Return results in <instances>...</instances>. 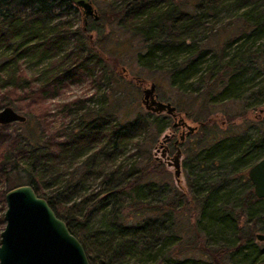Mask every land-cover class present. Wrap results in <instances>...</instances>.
<instances>
[{
    "label": "trees",
    "instance_id": "obj_1",
    "mask_svg": "<svg viewBox=\"0 0 264 264\" xmlns=\"http://www.w3.org/2000/svg\"><path fill=\"white\" fill-rule=\"evenodd\" d=\"M115 1L109 15L100 11L79 26L80 10L66 0H0V107L14 104L34 118L32 126L19 123L24 132L0 137V230L5 191L28 184L89 264H264V241L254 237L264 234V198L246 175L264 155V117L248 115L256 107L264 114V0H188L192 11L174 0ZM111 22L138 41L139 65L166 78L179 94L170 99L174 108L195 122V137L178 144L184 189L143 149L148 132L166 124L154 114L128 117L116 106L94 110L75 100L67 102L72 123L50 126L43 103L68 83L99 67L92 85H111L96 49L81 40ZM256 42L263 49L252 48ZM22 57L49 59L41 82L25 74ZM119 87L109 89L124 97ZM229 102L240 109L214 123L217 106ZM140 134L133 159L112 165ZM66 162L74 166L65 170ZM95 177L97 189L87 192Z\"/></svg>",
    "mask_w": 264,
    "mask_h": 264
},
{
    "label": "rangeland",
    "instance_id": "obj_2",
    "mask_svg": "<svg viewBox=\"0 0 264 264\" xmlns=\"http://www.w3.org/2000/svg\"><path fill=\"white\" fill-rule=\"evenodd\" d=\"M183 4L182 8L186 11H192V4L188 3V0H174ZM187 1V2H185ZM92 7L95 9L96 14L104 12L109 15V11H111V7L117 5V1L115 0H90ZM223 12V11H222ZM224 14V13H223ZM105 15V14H104ZM83 23L82 16L80 13L78 14V21H75L76 25H81ZM81 40L85 39L86 44L94 47L98 52L99 60L97 59V66H102L103 71L106 73L107 77L111 79V85L109 83L103 85L97 84V86L92 85L91 79L98 72L99 67H94L92 71V75H86L79 81H74L68 83L65 87L61 89V91L55 95L54 97L46 100L43 104L45 105V109L47 112V119L50 121V126L52 130L58 128L60 126L69 125L72 123L73 115L70 111L69 105L67 102H72L75 100H79L83 102L88 107H92L94 110H99L101 107H105L108 105L109 111L115 106L120 109L126 110L128 117H134L139 113L154 114L158 120V122H166L164 128L159 132V134L154 131L148 132V136L145 138L143 145V149L147 150L153 157H156L158 161L161 162L164 169L168 172V180L172 183L176 188L184 189L185 187V155L184 148L179 146V150L181 151L180 157L178 159L179 164V174L178 181L175 182L173 177L174 168L172 166V157L175 153L174 149H170L169 152L165 153V144L164 140H162V135L166 134L171 138L170 140H175L179 136V132L181 130H185L181 127L172 128V123L175 122L178 118H182V120L189 126H194L195 122L190 116H186V114L180 108H174V117L165 111L153 112L150 110H146L143 105L142 100V90L149 86L150 83L154 84V99L160 102H168L170 105L174 106V104L170 101L171 98H176L179 94L172 88H170L168 81L164 78L160 72L157 71H148L137 62L138 55V47L139 43L136 39H131L130 34L120 27H118L116 22H111L106 24L104 29L100 32L92 31V32H83ZM104 42L100 41L103 36H106ZM258 42H256L252 48H256L255 50L263 49L262 46L256 47ZM49 59H45L43 61L37 62L34 57H22L19 58L18 62L20 67L25 71V74L29 77L33 78V82L38 84L43 79L42 70L47 66ZM123 86L124 97L122 95L118 96L112 91H110L109 87L112 89H118ZM107 87V88H106ZM102 102V104H101ZM100 105H99V104ZM66 104V105H64ZM121 108H120V106ZM21 107L23 105H20ZM112 106V107H111ZM12 109L17 111L18 113L25 116L26 121H28L27 126H32L34 124V118L32 115L28 114L26 111L21 110L20 108H16L13 104L11 105ZM1 108V107H0ZM261 107H256L253 111L249 112L248 115H260L264 117V114L258 112ZM240 109V105L236 102H229L226 104H221L217 106L215 112L213 113V122L218 123L220 119H223V112H236ZM23 126L17 122H11L5 124L3 128L0 129V137L13 135L17 132H24ZM37 132H40L37 129ZM141 134L135 136L130 142H127L122 147V151L114 157L112 165H123L126 162H130L134 156H129L131 151L133 150L132 142L134 140H140ZM195 137L193 132L187 136L188 139H192ZM185 138V139H186ZM151 139V140H150ZM186 140V141H187ZM87 154L91 152L87 151ZM162 154V156H161ZM82 156H80L81 158ZM79 159V158H78ZM68 162H66L67 164ZM65 170H69L74 166L73 164H67ZM12 175V174H11ZM99 178H89L86 183V191L95 190L98 187ZM11 182V180H10ZM9 182V183H10ZM256 240V239H255ZM256 242H259L256 240ZM191 257H194L201 261V255L193 254ZM201 258V259H200Z\"/></svg>",
    "mask_w": 264,
    "mask_h": 264
},
{
    "label": "water",
    "instance_id": "obj_3",
    "mask_svg": "<svg viewBox=\"0 0 264 264\" xmlns=\"http://www.w3.org/2000/svg\"><path fill=\"white\" fill-rule=\"evenodd\" d=\"M66 1L79 8L84 24L86 16L94 20L98 18L90 0ZM153 92V83L143 89L144 108L153 112L165 111L173 116L174 106L155 100ZM24 121L25 116L12 107L0 108V125ZM178 124L185 129L179 135V142L196 128L187 125L182 118L178 119ZM167 137L166 134L162 135V140ZM179 157L180 150L177 148L172 157L175 182L178 181ZM246 175L254 196L264 198V155L249 166ZM4 204L3 227L0 230V264H89L78 239L30 185L21 184L6 190ZM254 237L259 242L264 241L263 233L257 232Z\"/></svg>",
    "mask_w": 264,
    "mask_h": 264
},
{
    "label": "flooded vegetation",
    "instance_id": "obj_4",
    "mask_svg": "<svg viewBox=\"0 0 264 264\" xmlns=\"http://www.w3.org/2000/svg\"><path fill=\"white\" fill-rule=\"evenodd\" d=\"M80 14H81V13H80ZM81 16H82V15H81ZM86 17H89V16H86ZM82 19H83V17H82ZM142 91H143V90H142ZM142 95H143V94H142ZM147 97H148V96H147ZM171 116H172V115H171ZM172 117H174V115H173ZM178 119H179V118H178ZM178 119H177V120L174 119L175 122L172 123V125H171L172 128L180 127L179 124H178ZM176 123H177V125L174 126ZM194 130H195V129H194ZM194 130H193V131H194ZM193 131H192V132H193ZM181 132H182V130L179 132V135L181 134ZM192 132H191V133H192ZM191 133H190V134H191ZM188 135H189V134H188ZM188 135H185V136L183 137V139H184L186 136H188ZM170 139H171V138H169V136H168L167 138L164 139V142H166V144L164 145V146H165V147H164V148H165V153L169 152L170 149H174L175 152H176V149L179 147V145H178V144L180 143L179 140H178V139H179V136H178V138L175 139V140H174V139H173V140H170ZM182 141H183V140H182ZM182 141H181V142H182ZM180 153H181V151H180ZM174 154H175V153H174Z\"/></svg>",
    "mask_w": 264,
    "mask_h": 264
}]
</instances>
